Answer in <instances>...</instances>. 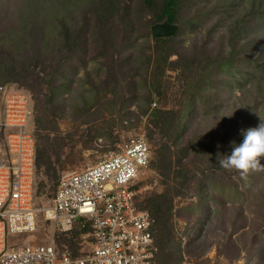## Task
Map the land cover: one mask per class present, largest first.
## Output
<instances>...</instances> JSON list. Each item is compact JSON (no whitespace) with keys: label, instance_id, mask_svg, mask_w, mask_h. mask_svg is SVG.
I'll return each mask as SVG.
<instances>
[{"label":"rangeland","instance_id":"1","mask_svg":"<svg viewBox=\"0 0 264 264\" xmlns=\"http://www.w3.org/2000/svg\"><path fill=\"white\" fill-rule=\"evenodd\" d=\"M58 1L67 2L63 25L72 38L84 25L81 42L73 51L66 46L65 35L60 34L65 28L58 31L51 27L54 14L63 18ZM120 1L137 14L140 0ZM247 1L237 0V7L243 10ZM186 4L189 17L199 13L205 21L196 27H182L170 60L189 55L197 46L213 52L227 49L229 21H220L217 14L208 15L219 0H193L192 5L188 0ZM98 5V0L0 2V84H13L30 93L33 101L30 130L41 161L35 205L44 208L52 204L64 173L92 166L118 151L129 137L142 135L152 149V164L139 180V187L145 188L142 200L147 194L164 193L172 203L168 229L155 228L160 264H182L183 254L194 264H264V169L241 175L217 164V153L229 152L236 134L258 125L259 115L264 117L259 75L227 89L213 87L220 103L217 110L193 115L181 136L182 147H175L168 137V149L160 156L158 138L162 133L155 130L151 113L160 108L169 112V123H178L171 113L179 110L187 76L182 68L167 69L162 99L153 94V101L148 103V71L137 66L155 50L151 25L163 20L149 23L150 14H142L141 19L135 14L133 25L124 20L127 32L121 38L123 21L115 18L102 23L100 13H95L100 11ZM214 21L217 24L213 28ZM254 31L263 36L261 22L254 23ZM104 44L108 52L103 51ZM131 55L132 61L128 60ZM134 59L136 66L130 65ZM245 89L261 102L252 115L242 104ZM251 99L248 96L245 103ZM216 103L214 99L213 105ZM38 222L35 233L10 235L8 240L22 244L49 241L55 224L46 221L43 214H39ZM54 233L60 245L75 253L90 249L89 239H83L76 226L67 233Z\"/></svg>","mask_w":264,"mask_h":264},{"label":"built area","instance_id":"2","mask_svg":"<svg viewBox=\"0 0 264 264\" xmlns=\"http://www.w3.org/2000/svg\"><path fill=\"white\" fill-rule=\"evenodd\" d=\"M32 113L30 93L0 84V264H160L156 222L141 206L145 188L139 187L152 160L148 140L131 136L96 164L64 173L52 204L37 207ZM39 214L59 233L76 226L89 239L90 249L75 253L56 241L55 231L46 243L8 240L10 235L35 233ZM182 264L194 263L183 254Z\"/></svg>","mask_w":264,"mask_h":264},{"label":"trees","instance_id":"3","mask_svg":"<svg viewBox=\"0 0 264 264\" xmlns=\"http://www.w3.org/2000/svg\"><path fill=\"white\" fill-rule=\"evenodd\" d=\"M1 1L3 0H0V2ZM187 1L188 0H140L141 3L137 8L138 11L136 14L134 9L129 5H123L120 0H98L99 5L97 10L100 9V11L95 12L96 14L100 13L99 18L102 23L109 22L115 18L123 21V25L119 30L121 38H123V35L127 32L126 22L133 25L132 22L135 18V14L136 18L140 19L142 14H150L152 18L149 20V23H154L155 21L164 20L166 18L171 22L180 23L177 33L172 37H155L151 31L150 33H152L156 43L155 50L147 55V60L145 62L141 61L140 65L137 66L145 72L148 71V77L146 78V83L150 91L149 97L147 96L148 103L153 101L154 95H157V100L162 99L161 96L164 93L162 90V80L167 69L170 67L172 69L178 67L182 68L186 74L185 76H187L186 86L178 106L179 110L171 113L174 118H177L178 123H169L167 120V118L170 117V115H168L169 112H162L160 108L154 109L151 113L155 130L160 132V134L162 133L158 138L160 156H163L165 150L168 149V137H171L175 147L179 149L182 147L181 136L187 131L186 126L191 117L193 118V115L199 112L201 114H208L212 109L217 110L220 103L219 99L215 98L217 97L215 96L217 90L213 89V87L222 89L234 87L244 79L248 77L253 78L257 74L259 75L257 81L261 80L258 91L264 100V0H248L243 10L237 7V0L231 3L226 0H219V4H217L214 9H211V13H208V15L217 14L220 21H229L228 30L226 31L227 49L222 48L217 52H213L209 51L205 46H197L192 49L189 55L180 54L176 60H170L171 55L175 53V40L184 30L182 27L186 24L191 27H196L200 23V25H203L205 21L202 16H198L199 13H195L192 18L189 17L190 15L186 14L187 9H184V6L187 5ZM58 2L60 5L59 9H63V18L54 14L51 27L53 30L54 28L58 29V31L59 28H65L64 30H60V34L63 33V35H65L64 39L67 41L66 46L69 48L72 47L73 51L81 42L80 36L84 25L79 27L80 31L72 38L68 29L63 25L64 21L66 22L65 9L67 2ZM190 4H193V0H190ZM125 7L128 9L125 10ZM125 13H128L129 16L125 17ZM124 20H126V22H124ZM55 22L58 23V25H55ZM214 22L213 28L217 24V21ZM260 22L263 26V32H261L263 36L261 38L260 35H256V31H254V33L252 32L254 23L259 24ZM58 36H60L59 33L57 34V38ZM103 51L108 52V46L106 44L103 45ZM101 53L104 54L103 52ZM132 59L131 55L128 60L132 61ZM130 65L136 66L135 59ZM251 68L253 69L251 70ZM149 73L151 74L149 75ZM239 75H241V78H239ZM230 78L233 79L230 80ZM246 91L245 89V96L242 97L241 100L246 113L252 115L256 112L261 102L254 100L256 94L253 95L249 92L250 90ZM248 96L252 97L251 103H245V99H247ZM214 99L217 101L216 105H213ZM199 105H201L200 108ZM147 111L148 110H146L144 114L147 113ZM241 138L242 136L240 133H237L235 142L240 141ZM229 149L231 150V148ZM160 159L157 164L159 167ZM40 165L41 161L37 150V167ZM141 206L147 209L155 219V228L162 231L168 229L169 221L172 216V203L171 199H169L166 194H147L144 200H142ZM162 249L165 250V247L162 246Z\"/></svg>","mask_w":264,"mask_h":264},{"label":"clouds","instance_id":"4","mask_svg":"<svg viewBox=\"0 0 264 264\" xmlns=\"http://www.w3.org/2000/svg\"><path fill=\"white\" fill-rule=\"evenodd\" d=\"M258 113V112H257ZM242 139L231 143L229 152L217 153V164L226 170H237L241 175L249 170L264 169V117L259 115V123L255 127L240 130Z\"/></svg>","mask_w":264,"mask_h":264},{"label":"water","instance_id":"5","mask_svg":"<svg viewBox=\"0 0 264 264\" xmlns=\"http://www.w3.org/2000/svg\"><path fill=\"white\" fill-rule=\"evenodd\" d=\"M179 29V24L171 22L167 18L151 25V31L155 37H172Z\"/></svg>","mask_w":264,"mask_h":264},{"label":"crops","instance_id":"6","mask_svg":"<svg viewBox=\"0 0 264 264\" xmlns=\"http://www.w3.org/2000/svg\"><path fill=\"white\" fill-rule=\"evenodd\" d=\"M49 241H50V240H49ZM49 241H43V242H45V243H46V242H49Z\"/></svg>","mask_w":264,"mask_h":264}]
</instances>
